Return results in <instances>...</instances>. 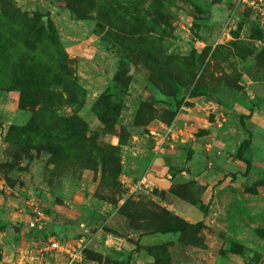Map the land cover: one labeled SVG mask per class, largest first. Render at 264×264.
<instances>
[{
  "label": "rangeland",
  "instance_id": "rangeland-1",
  "mask_svg": "<svg viewBox=\"0 0 264 264\" xmlns=\"http://www.w3.org/2000/svg\"><path fill=\"white\" fill-rule=\"evenodd\" d=\"M173 216L197 226L151 233ZM65 235L84 259L48 248ZM0 264H264L255 5L0 0Z\"/></svg>",
  "mask_w": 264,
  "mask_h": 264
},
{
  "label": "trees",
  "instance_id": "trees-1",
  "mask_svg": "<svg viewBox=\"0 0 264 264\" xmlns=\"http://www.w3.org/2000/svg\"><path fill=\"white\" fill-rule=\"evenodd\" d=\"M25 29H27L28 33L37 38L42 45L46 46H50V47H54L56 49V51L59 54H63V52L61 51L60 47H59V40H58V36L56 34L55 29L48 24V22H43L42 23H37V22H30L27 21V24L25 25ZM71 96H75L74 93L71 94ZM59 100L61 101V96H59ZM82 104V103H81ZM251 117V113L248 116H242L241 117V123L243 126H245V118H250ZM250 135H248L240 144L238 152H237V158L239 161L243 162L246 164V170H245V174H247L250 169H251V161L246 159L244 157V153L246 152L247 148L250 145ZM182 221V222H181ZM161 228H156L154 230H152L153 232L151 233H176V232H185L187 230H189L190 228H194L197 226V224H192V223H188L185 220H181L179 217L177 216H173L172 218H170V220L168 221V224H162L161 223ZM71 236V235H70ZM70 236L65 235L66 238H71ZM140 244H136V247L132 250L131 255H130V259L133 258V256L139 254L140 251Z\"/></svg>",
  "mask_w": 264,
  "mask_h": 264
},
{
  "label": "built area",
  "instance_id": "built-area-1",
  "mask_svg": "<svg viewBox=\"0 0 264 264\" xmlns=\"http://www.w3.org/2000/svg\"><path fill=\"white\" fill-rule=\"evenodd\" d=\"M245 2L250 3V5H255L257 7L258 11L261 13V15L264 18V0H258V2L253 0H242ZM148 186V181L145 177L140 178L130 186V192H139V190L144 189ZM48 248L57 251L62 252L68 255V259L70 260V263H75L76 261H80L83 258L84 255V249H85V240L84 238H81L80 240L73 239V238H66V237H58L54 236L51 237L48 242Z\"/></svg>",
  "mask_w": 264,
  "mask_h": 264
},
{
  "label": "crops",
  "instance_id": "crops-1",
  "mask_svg": "<svg viewBox=\"0 0 264 264\" xmlns=\"http://www.w3.org/2000/svg\"><path fill=\"white\" fill-rule=\"evenodd\" d=\"M188 213L187 214H190L191 213V209H188V211H187ZM182 214V213H181ZM72 238V237H71ZM142 242H144L145 243V241H144V239L142 240ZM143 243V244H144ZM139 244L141 245V243H140V241H139Z\"/></svg>",
  "mask_w": 264,
  "mask_h": 264
},
{
  "label": "water",
  "instance_id": "water-1",
  "mask_svg": "<svg viewBox=\"0 0 264 264\" xmlns=\"http://www.w3.org/2000/svg\"><path fill=\"white\" fill-rule=\"evenodd\" d=\"M186 89H187V88H185L184 93H186Z\"/></svg>",
  "mask_w": 264,
  "mask_h": 264
}]
</instances>
